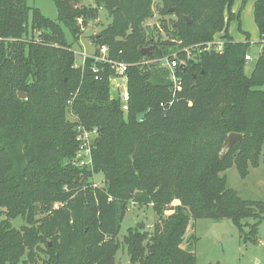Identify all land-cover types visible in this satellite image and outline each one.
I'll list each match as a JSON object with an SVG mask.
<instances>
[{
  "label": "trees",
  "instance_id": "obj_1",
  "mask_svg": "<svg viewBox=\"0 0 264 264\" xmlns=\"http://www.w3.org/2000/svg\"><path fill=\"white\" fill-rule=\"evenodd\" d=\"M50 1L54 20L27 0H0V264H117L130 203L150 207L156 221L150 231L142 222L127 229L129 264H196L181 245L199 219L230 220L240 233L252 219L246 238L255 239L264 203L240 198L222 173L234 165L244 178L260 157L264 164V0L253 5L262 50L249 75L252 43L234 0H163L160 16L174 19L160 27L174 40L156 44L143 28L153 0ZM100 8L111 22L75 68L71 44ZM234 20L243 41L228 32ZM219 34L221 50L206 49ZM102 46L107 61L129 66L126 111L112 96L110 64L94 59ZM173 56L182 63L175 95L157 63ZM76 126L96 130L90 167L74 164ZM231 133L243 141L222 151ZM94 174L102 187L89 181ZM16 218L26 225L13 228Z\"/></svg>",
  "mask_w": 264,
  "mask_h": 264
},
{
  "label": "rangeland",
  "instance_id": "obj_2",
  "mask_svg": "<svg viewBox=\"0 0 264 264\" xmlns=\"http://www.w3.org/2000/svg\"><path fill=\"white\" fill-rule=\"evenodd\" d=\"M256 0H246L242 6V0H234L232 5V12L237 14L239 12L240 25L243 32L250 36L252 43L247 55L251 58L246 62L245 73L249 75L257 60L258 54L262 48L258 43L259 35L256 25L253 20V5ZM84 4L94 6L92 0H84ZM27 5L35 7L40 10L42 15L54 20L56 18V9L50 0H27ZM163 6V0H153L152 15L147 19L143 28L147 37H152L153 43L158 41H173L171 28L169 32H165L160 26L161 20H173V16L162 17L159 14ZM171 11V10H170ZM111 22L109 14L100 8L98 10V17L95 21H91L87 26L81 28L79 40L72 43L71 36L65 31L66 40L71 44V49L74 52V65L81 66L83 56L91 57L95 52V45L93 43V36L106 28ZM80 23V21H78ZM228 32L235 41H243V35L237 29V21H232L228 26ZM220 35V34H219ZM219 35L215 36V40L219 41ZM173 39V40H172ZM221 42V41H220ZM153 44V45H154ZM153 45L144 49L149 51ZM160 67L167 66L166 61H157ZM112 82V81H111ZM120 92L116 86L111 87L112 96L115 97ZM69 122L74 119L67 114ZM83 159V158H82ZM87 160L86 158L84 159ZM222 175L226 178L227 187L234 190L238 196L248 201H258L264 203V164L260 157L257 167H249L248 173L244 178H241L236 167L233 165L227 169ZM96 187H102L104 184V177L102 174H94L89 180ZM39 211V204L36 205ZM59 204H54L53 208H58ZM142 217V223L147 231H150L152 225L156 221V216L150 207L138 208L133 203L127 206L125 216L120 225V231L117 240L120 243V249L116 254L115 261L120 264H129V257L126 248L122 244V238L126 234L127 229L135 228L136 221ZM38 217V216H37ZM213 222L208 219H199L191 221L184 235L181 247L192 252L195 256L196 264H264V214L263 221L257 228L255 239L246 238L250 231V226L255 224L252 219L242 221L243 231L239 232L238 228L230 221L222 222L225 232L219 233L217 236L209 234L213 228ZM11 225L15 229H19L26 225L22 218H16L11 221ZM43 247V245H41Z\"/></svg>",
  "mask_w": 264,
  "mask_h": 264
},
{
  "label": "built area",
  "instance_id": "obj_3",
  "mask_svg": "<svg viewBox=\"0 0 264 264\" xmlns=\"http://www.w3.org/2000/svg\"><path fill=\"white\" fill-rule=\"evenodd\" d=\"M221 42L218 40H214L211 43L206 44V49H215L216 51L221 50ZM99 54L98 56H94L95 61H103V62H108L110 64L111 69L113 70L114 76L112 77V81H114V85L116 88L120 89V92L118 93V97L120 98L121 102L123 103V110L126 111V103L129 99L128 92L126 89V72L128 69V65L124 63H119V62H112V61H107V48L105 46H102L98 50ZM187 56H190V51L189 49H186ZM86 56H83L82 59V65L77 66L74 65L75 68L78 67H83L84 60ZM246 61H250L251 58L246 55L245 56ZM162 61H166L167 66H162L167 68L169 71V80L172 83V92L173 95H175V92L180 91V81L179 79L176 78L175 76V69L182 64L180 61L176 59L175 56H173L172 60L169 59H163ZM95 72L96 70L93 69ZM172 102H169V105H171ZM75 132L77 135V140L79 141V148L76 153L75 157V162L74 164L77 167H90L91 165V145L93 144V141L97 137L96 130L93 129L91 131L86 130L85 128L81 126H76L75 127ZM83 158V159H82ZM87 159L86 161L84 159ZM95 186V185H93ZM96 187V186H95Z\"/></svg>",
  "mask_w": 264,
  "mask_h": 264
},
{
  "label": "water",
  "instance_id": "obj_4",
  "mask_svg": "<svg viewBox=\"0 0 264 264\" xmlns=\"http://www.w3.org/2000/svg\"><path fill=\"white\" fill-rule=\"evenodd\" d=\"M188 23H190V20H188ZM151 51H152V48H150L149 51H147V52L142 50L141 55H143V56L144 55H150ZM112 86H114V81L111 82V87ZM17 97L20 100H25L27 98V95L22 93V92H17ZM242 141H243V136L241 134L231 133L226 137L224 144H223L224 148L222 151H228L233 144L241 143ZM142 217L143 216H141L139 219H137L136 224L141 223ZM221 232H225L224 225L222 223H214L213 228L210 230L209 234L217 236ZM118 264H120V263H118Z\"/></svg>",
  "mask_w": 264,
  "mask_h": 264
},
{
  "label": "crops",
  "instance_id": "obj_5",
  "mask_svg": "<svg viewBox=\"0 0 264 264\" xmlns=\"http://www.w3.org/2000/svg\"><path fill=\"white\" fill-rule=\"evenodd\" d=\"M219 36H221V34H220ZM219 36H218V37H219ZM261 48H262V47H261ZM248 62H249V61H248Z\"/></svg>",
  "mask_w": 264,
  "mask_h": 264
}]
</instances>
